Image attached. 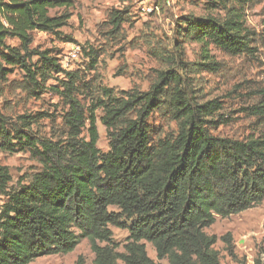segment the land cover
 <instances>
[{"label":"trees","instance_id":"1","mask_svg":"<svg viewBox=\"0 0 264 264\" xmlns=\"http://www.w3.org/2000/svg\"><path fill=\"white\" fill-rule=\"evenodd\" d=\"M206 1L223 10L225 18H188L184 34L201 45L200 66L216 72L219 65L209 46L230 56H251L255 33L246 26L241 10L250 0ZM73 4L74 0H0V76L18 68L30 95L49 90L67 107L62 117L66 136L58 141L38 138L30 117H19L17 126L8 128L0 114V149L27 151L41 166L27 184L10 191L9 170L0 165V196L5 199L0 205V264L67 255L81 239L88 241L93 264H220L214 248L218 239L204 230L216 217L239 214L264 201V130L242 139L212 135L210 127L225 123L221 117L212 120L220 104L193 103L181 77L172 72L161 73L146 93L131 91L113 98L105 90L106 101H97L86 116L77 98L79 73L65 71L49 50L31 48L33 32L60 37L70 15L49 12ZM121 14L110 13L112 32L119 31ZM8 39L18 45H7ZM81 51L94 70L99 54L91 47ZM50 81L57 86H49ZM169 84L178 132L152 144L147 121L159 106L163 85ZM258 95V103L244 112L264 123V90ZM98 108L109 140L106 154L97 149ZM85 129L87 140L82 137ZM110 207L117 212H110ZM110 227L128 232L123 252ZM221 240L235 257L230 235ZM145 243L153 247L160 263L148 256ZM73 264H85L84 257L78 255ZM254 264H264L261 253Z\"/></svg>","mask_w":264,"mask_h":264},{"label":"rangeland","instance_id":"2","mask_svg":"<svg viewBox=\"0 0 264 264\" xmlns=\"http://www.w3.org/2000/svg\"><path fill=\"white\" fill-rule=\"evenodd\" d=\"M241 10L246 26L255 33L254 53L230 56L210 45V56L219 65L216 72H207L200 66L202 47L184 34V21L188 18H225L223 10L206 0H74L70 9L49 12L51 16L63 12L70 15L68 25L60 29V37L33 32L31 48L49 50L65 71L79 73L77 98L86 109V116L97 101H106L105 90L113 98L131 91L146 93L157 83L161 73L172 72L181 77L182 88L193 103L217 101L220 104L221 109L212 120L221 117V122L225 123L210 127L212 135L242 139L257 136L264 130V123L244 112L258 103V93L264 90V0H250ZM115 11L122 12L124 20L118 32H112L108 25L109 15ZM67 38L72 42H67ZM6 44L17 46L18 42L8 39ZM82 47H91L99 54L94 70L89 68V59L82 53ZM48 85L57 86V83L50 81ZM163 87L159 106L147 121L152 144L175 137L178 132L170 108L173 86ZM29 88L24 73L18 68H10L0 76V114L8 128L17 126L19 117H30L33 120L31 130L38 138L65 139L62 117L67 107L53 92L46 90L34 97ZM94 114L97 149L106 154L109 140L106 128L100 122L102 109H96ZM82 137L88 139L86 129ZM0 165L9 170L10 191L19 184H27L41 170L38 161L27 151L8 153L0 149ZM4 202L0 196V205ZM108 210L117 212L114 207ZM110 230L113 240L120 244L118 251L123 252L128 232L115 227ZM204 232L218 239L214 248L219 252L220 264H254L260 253L261 261H264V201L245 212L226 218L216 217ZM226 235L232 239L233 258L221 240ZM145 246L148 256L160 263L153 247L149 243ZM78 255L84 257L85 264H93L94 256L86 239L79 240L70 254L40 257L30 264H73Z\"/></svg>","mask_w":264,"mask_h":264},{"label":"crops","instance_id":"3","mask_svg":"<svg viewBox=\"0 0 264 264\" xmlns=\"http://www.w3.org/2000/svg\"><path fill=\"white\" fill-rule=\"evenodd\" d=\"M154 250V249H153ZM155 253V252H154ZM150 258H151V256H150ZM153 261H154V259L153 258H151Z\"/></svg>","mask_w":264,"mask_h":264}]
</instances>
